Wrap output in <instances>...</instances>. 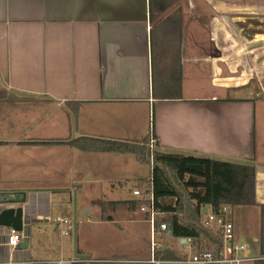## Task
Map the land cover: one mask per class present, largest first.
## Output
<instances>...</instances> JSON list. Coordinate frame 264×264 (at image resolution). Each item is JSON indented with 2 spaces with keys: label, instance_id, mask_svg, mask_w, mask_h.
<instances>
[{
  "label": "crops",
  "instance_id": "obj_1",
  "mask_svg": "<svg viewBox=\"0 0 264 264\" xmlns=\"http://www.w3.org/2000/svg\"><path fill=\"white\" fill-rule=\"evenodd\" d=\"M239 12L264 13V6L231 0H0V128L5 122L27 123L26 117L18 120L19 113L43 110L39 125L29 128L39 139L0 140V190L27 192L29 224L48 231L53 203L47 185L33 183L49 182L50 172L62 169L57 164H103L97 153H110L68 143L84 136L143 142L152 133L161 150L252 159L257 196L264 199V159L256 144V99L249 85L264 78V32L246 39L231 20ZM190 79L197 81L195 88ZM206 81L227 93L210 91ZM28 141L51 142L20 143ZM16 149L30 154L24 161L42 164L45 175L33 174L38 167L30 164L26 174L10 175L5 153ZM122 201L111 203L128 210L123 216L76 220L73 238L57 245L44 241L35 254L28 237L26 248L8 249L3 245L8 228L0 227V259L179 264L158 253L172 250L170 239H163L170 232L153 252L147 214Z\"/></svg>",
  "mask_w": 264,
  "mask_h": 264
},
{
  "label": "rangeland",
  "instance_id": "obj_2",
  "mask_svg": "<svg viewBox=\"0 0 264 264\" xmlns=\"http://www.w3.org/2000/svg\"><path fill=\"white\" fill-rule=\"evenodd\" d=\"M231 1L244 7L264 6V0ZM199 8L202 9L203 5L200 4ZM202 10H204V8ZM233 16L231 20L233 22L236 20L235 23L239 26L240 33H242L246 39L259 37L262 35V31L264 32V13L239 12L233 13ZM238 22H241L242 25L238 24ZM253 57H255V55H253ZM196 83L197 81L194 79L188 81L191 88H195ZM210 83V81L205 82L210 91L217 92V94L221 96L227 93L225 88H214ZM249 85L256 99V144L260 152L263 153L261 154L262 156H260L264 159V78H253L249 82ZM42 112L43 110L39 109L36 112L33 111L26 114H24V112L19 113L18 115L21 116L18 120L20 121L23 117H26L27 123L21 122L11 125L5 122L0 128V140H21L28 137L39 139L41 136L38 135V132H30L29 128H36V126L39 125L37 120L41 117ZM31 113H34V115ZM16 150L17 151L9 150L5 153V158H7L6 160L8 161L7 170L10 175L16 176L18 173L26 174L29 164L31 167H38L37 170H31L33 174L45 175L47 170L41 168L40 165L42 164L35 163L34 160L31 159L30 163L28 159L24 161V158L30 155L28 152H25L26 150ZM32 153L40 155L38 151H32ZM57 153V150H53L52 152L55 156ZM79 154L95 156V153L90 155L89 153H81V151ZM57 155L62 156L61 153ZM96 156L99 157L98 159L102 161L103 164H92L91 162L87 163L82 161H79V163L64 162L63 164H57V166H62L61 170L50 172L51 177L48 178L50 179L49 182L37 181L33 183L35 187L38 188L47 185L45 187H48L47 189L52 191L51 195L53 200L49 216L52 222H48L50 224L48 231H45V227H39L34 223L27 225L28 229L26 230H28V239L30 242L28 249L33 251L34 254L36 251L42 250L41 248L43 247L44 241L51 240L53 244L57 245L65 239L70 240L74 237L72 232L70 235L61 234L63 226H61V224L58 225L56 222L58 218H70L72 224H74L76 220L93 221L97 219L100 214L104 213L114 214L117 217L123 216L128 210H125L124 206L119 202L116 206H113L111 201L131 200L135 198L136 196L133 194V190L135 188L136 179L150 176V165L141 163L131 153H97ZM47 165L51 166L49 163L43 164V166ZM52 166L54 167L56 164H52ZM14 184L27 185L29 183L26 184L17 181L14 182ZM257 188L258 187H256V198L258 201L260 198L257 196ZM261 194L264 195V191H262ZM259 202L264 203V199L261 198ZM230 211L229 218L234 222L238 236L237 239L241 242L252 244L255 252H257L259 248L258 239L262 229L261 207L259 205L233 206L230 207L229 212ZM165 238L170 239V247L175 251L178 257L184 258L192 255L194 249L191 247L184 248L180 238L165 236L163 239Z\"/></svg>",
  "mask_w": 264,
  "mask_h": 264
},
{
  "label": "trees",
  "instance_id": "obj_3",
  "mask_svg": "<svg viewBox=\"0 0 264 264\" xmlns=\"http://www.w3.org/2000/svg\"><path fill=\"white\" fill-rule=\"evenodd\" d=\"M68 143L84 151L131 153L141 163L149 164L150 176L136 179L135 189L140 195L122 203L133 204L137 208L149 206L152 195L154 206L160 212L155 217L156 225L166 223L173 237L192 238L199 250L219 253L223 247L222 237L204 224V205H209L214 213H220L225 205H259L262 229L258 241L264 254V203L256 198L258 168L254 160L166 151L159 149L157 143L151 151L149 139L129 142L84 136ZM161 252L169 259L180 258L173 250L158 253Z\"/></svg>",
  "mask_w": 264,
  "mask_h": 264
},
{
  "label": "built area",
  "instance_id": "obj_4",
  "mask_svg": "<svg viewBox=\"0 0 264 264\" xmlns=\"http://www.w3.org/2000/svg\"><path fill=\"white\" fill-rule=\"evenodd\" d=\"M148 147L151 151L156 147L155 138L150 133V139ZM152 162V161H151ZM134 195L139 196L140 192L134 190ZM141 212L147 214V218L151 224V249L154 252L162 246L160 238L169 230L166 223H161L159 226L156 225L155 217L160 212L156 210L154 206V198L150 196V205H141L139 207ZM204 217L203 221L205 226L212 228L219 236L223 239V247L219 253L209 250H199L198 244L192 238H181L184 248H193L194 251L191 256L175 259L173 262L179 264H264V254L261 253L260 248L255 252L252 244L247 242H241L237 239L235 234V226L233 221L228 217L230 207L225 205L221 208L220 213H214L209 205H204ZM58 224L63 226L61 230L62 235H69L73 229V224L70 218L62 217L56 221ZM5 236V245L8 249L17 250L22 242L26 240L28 235L26 231H16L13 228H8V231L3 233ZM117 260L107 259H75V260H58L50 262V264H65L73 262H109ZM158 263L160 261H157ZM33 260L30 259H19L12 255L5 259H0V264H32Z\"/></svg>",
  "mask_w": 264,
  "mask_h": 264
},
{
  "label": "water",
  "instance_id": "obj_5",
  "mask_svg": "<svg viewBox=\"0 0 264 264\" xmlns=\"http://www.w3.org/2000/svg\"><path fill=\"white\" fill-rule=\"evenodd\" d=\"M30 205L26 191L0 190V227L26 231L30 222ZM182 240L184 241V238ZM27 245L26 242L21 243L22 248H26Z\"/></svg>",
  "mask_w": 264,
  "mask_h": 264
}]
</instances>
